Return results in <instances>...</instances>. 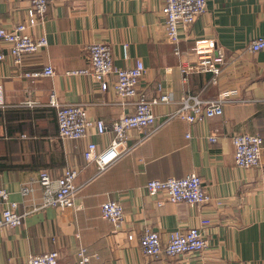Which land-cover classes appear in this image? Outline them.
I'll return each instance as SVG.
<instances>
[{"label":"crops","instance_id":"1","mask_svg":"<svg viewBox=\"0 0 264 264\" xmlns=\"http://www.w3.org/2000/svg\"><path fill=\"white\" fill-rule=\"evenodd\" d=\"M205 1L204 12L188 29H178L179 54L166 41L160 0H54L44 19L28 27L34 37L44 35L47 45L24 53L19 65L0 39V187L26 212L19 226L0 227V264H25L30 254L50 250L58 251V264H77L80 246L89 253L90 264H264V154L260 166L238 167L232 143V136L242 132L264 139V49L248 50L250 40L264 33V0ZM27 9L28 0H0V27L27 23ZM200 38H213L225 55L216 84L209 72L182 79L180 66L196 60L191 47ZM92 42L110 46L116 67L143 62L138 90L147 98L158 89L172 96L171 102L153 107L158 118L174 110L186 92L208 99L227 90L235 100L222 104L220 116L165 122L97 174L83 151L90 141L103 149L112 133L90 131L84 138L61 139L56 109L49 103L51 93L61 103H82L90 117L105 123L133 110L132 104L120 103L113 75L102 91L89 75L67 73L87 65L86 45ZM46 64L54 68L52 75H24ZM138 134L131 130L128 143ZM67 166L80 168L76 206L39 207L40 171L57 177ZM188 173L202 178L210 202L158 205L159 197L145 189L148 179ZM108 199L123 207L117 228L100 214ZM192 226L200 227L206 248L175 257L145 256L137 241L126 236L150 227L165 240L169 231Z\"/></svg>","mask_w":264,"mask_h":264},{"label":"built area","instance_id":"2","mask_svg":"<svg viewBox=\"0 0 264 264\" xmlns=\"http://www.w3.org/2000/svg\"><path fill=\"white\" fill-rule=\"evenodd\" d=\"M54 0H28L27 23L17 22L11 27H0V39L6 42L8 52L14 64L19 65L24 53H34L47 45L44 35L34 37L28 32V27L41 22L47 12L48 6ZM161 13L164 18L165 38L173 46L174 54H179L178 29L187 30L195 18L205 10V0H160ZM264 49V33L252 38L248 50L255 52ZM196 60L188 65H181L182 79L187 80L190 73H211V83L218 82V76L225 62V55L213 38H200L194 40L191 47ZM4 54L0 52V60ZM87 65L75 70L67 71L69 74H87L92 81L98 84L100 90L105 91L108 86L107 76L113 75V86L120 103L132 104L133 110L121 114L109 123L102 119L90 117L82 103H61L54 93L50 94L49 103L56 109L57 133L61 139L76 140L86 137L90 131L101 135L112 133L108 145L98 150L94 142H88L83 157L87 162L96 164V173L100 174L119 157L128 152L135 143L155 133L165 122L179 118L188 123L202 121L206 118L220 116L222 104L232 101L231 91L221 90L213 98H202L197 94L186 92L178 100L177 107L158 118L153 107L157 104L171 102L172 96L158 93L147 98L138 90V83L142 78L145 66L140 59H135L129 67H116L113 65L110 46L105 42H92L86 45ZM54 68L46 64L39 71L25 72L26 77L49 76ZM135 98V100H133ZM27 104L33 101L27 100ZM136 130L139 134L133 144L128 143L130 131ZM211 142L216 136H209ZM234 164L238 167H258L264 154V139L256 133H237L232 136ZM80 168L65 167L59 176L53 177L49 172L42 170L37 178L42 187V201L39 207L53 206L58 208L75 207V198L79 186L75 178ZM149 195L159 197L156 200L160 205L164 201H185L191 205H201L210 202L213 198L203 184L202 178L196 173H188L181 177L170 176L165 179L152 178L145 183ZM27 191L26 188L23 189ZM25 211L18 210V202L10 200L8 192L0 187V227H16L21 224ZM100 214L102 218L113 223L115 228L123 221V207L118 200L108 199L101 203ZM208 223L202 220L201 224ZM128 240H136L143 255L158 257L161 253L175 257L183 253L202 252L207 246V239L200 227L192 226L185 230L174 229L167 233L165 240L158 231L150 227H143L141 231L127 232ZM77 264H90V255L82 246L76 253ZM25 264H58V251L50 250L39 254H30Z\"/></svg>","mask_w":264,"mask_h":264}]
</instances>
